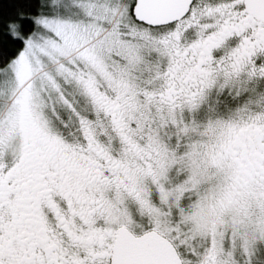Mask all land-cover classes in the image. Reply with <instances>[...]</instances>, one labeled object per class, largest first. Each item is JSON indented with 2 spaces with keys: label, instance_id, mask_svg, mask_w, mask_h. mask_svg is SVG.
<instances>
[{
  "label": "snow or ice",
  "instance_id": "snow-or-ice-1",
  "mask_svg": "<svg viewBox=\"0 0 264 264\" xmlns=\"http://www.w3.org/2000/svg\"><path fill=\"white\" fill-rule=\"evenodd\" d=\"M0 264H264V0H0Z\"/></svg>",
  "mask_w": 264,
  "mask_h": 264
}]
</instances>
